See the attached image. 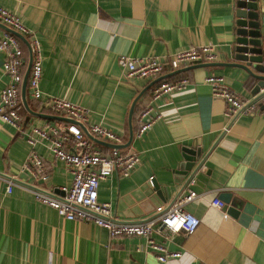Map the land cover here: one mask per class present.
<instances>
[{
  "label": "crops",
  "instance_id": "crops-1",
  "mask_svg": "<svg viewBox=\"0 0 264 264\" xmlns=\"http://www.w3.org/2000/svg\"><path fill=\"white\" fill-rule=\"evenodd\" d=\"M238 2L0 0L31 31L23 34L28 42L37 38L42 58L41 96L33 97L27 86L28 105L22 103L19 109L21 128L0 119V173L16 182L8 192L0 178V264H264V110L259 106L264 101L251 114L228 117L224 99L212 95L205 81L209 73L222 75L233 91L253 99L256 80L246 69L229 64L235 61ZM253 11L264 33V0H256ZM4 30L0 25V36ZM20 40L25 73L29 49ZM202 44L213 46L216 59L174 69L167 63L160 79L188 77L189 83L156 98L153 79L127 77L117 61L120 54L166 61L178 49ZM3 59L0 51V91L9 80ZM48 96L86 107L88 122L122 137L120 142L89 137L96 148L106 152L116 143L121 151L137 154L128 175L114 171L99 182L98 200L108 202L116 218L148 220L156 215L157 205L168 207L189 189L199 193L184 205L200 220L192 234L180 231L168 239L157 230L151 234L180 256L161 262L144 237H114L92 221L63 218L23 187L32 184L52 192L72 180L70 167L43 142L35 149L48 177L41 180L24 168L31 127L67 121L54 117L64 115L50 108ZM148 105L159 117L138 136L139 113ZM196 147L203 162L188 178L191 170L180 169L179 163L186 148ZM214 199L223 206L211 204Z\"/></svg>",
  "mask_w": 264,
  "mask_h": 264
},
{
  "label": "built area",
  "instance_id": "built-area-1",
  "mask_svg": "<svg viewBox=\"0 0 264 264\" xmlns=\"http://www.w3.org/2000/svg\"><path fill=\"white\" fill-rule=\"evenodd\" d=\"M0 22L24 35L31 32L15 12L1 5ZM29 44L33 57L27 86L31 95L38 98L41 96L39 82L42 74L40 45L36 37H32ZM0 51L4 54L3 69L9 77L7 84L0 91V119L20 129L19 109L22 106L20 87L26 58L20 38L12 31L4 30L0 36ZM216 56L212 45L202 44L178 49L172 52L166 61L153 56L138 57L129 54H120L117 61L124 69L125 76L152 80L161 75L167 63L174 69L185 63L213 61ZM205 81L209 83L212 95L224 99V113L228 117L251 114L257 111L258 101H264V95L258 100L245 99L229 87L222 75L209 73L205 76ZM188 83V77L159 79L152 87V98L183 89ZM47 103L52 110L74 121H54L42 126H32L26 135L31 150L24 168L41 180L48 177L44 161L35 149L38 143L43 142L56 158L70 167L72 180L69 185H59L57 191L52 192L42 190L36 185L26 184L23 187L31 191L38 201L56 209L63 218L92 221L105 227L114 237L129 235L144 237L148 249H151L161 262L180 256L179 250L167 249L164 242L156 241L151 234L155 230L160 231L165 239L180 231L185 235L192 234L200 220L193 212L186 210L184 205L196 198L199 193L189 189L168 207L157 205L156 215L148 220L128 221L116 218L111 213L110 204L98 200L99 182L114 171L128 175L138 161L137 154L134 151L123 152L116 146H112L106 152L96 148L84 128L94 136L113 142H120L122 137L100 123L88 122L89 109L86 107L60 96H48ZM158 117L159 114L151 113L150 105L142 109L139 113L140 125L136 135L139 136L146 131ZM0 178L6 183V191L10 192L16 184L15 178L5 173H0ZM152 178L153 176L149 177L150 184ZM193 181L191 179V182ZM211 204L220 207L223 206V201L214 199ZM197 264L206 263L199 261Z\"/></svg>",
  "mask_w": 264,
  "mask_h": 264
},
{
  "label": "water",
  "instance_id": "water-1",
  "mask_svg": "<svg viewBox=\"0 0 264 264\" xmlns=\"http://www.w3.org/2000/svg\"><path fill=\"white\" fill-rule=\"evenodd\" d=\"M256 9V0H239L237 15L238 19V27H237V35L235 38V45L232 51V57L235 61H231L229 64L240 66L246 69L249 74L256 80L253 84L251 93L253 96V100H258L260 97L264 95V33L261 32V28L259 25L255 24V19H257V14L253 10ZM5 29L12 31L19 38L24 40L29 49V58L28 65L26 71L24 73L22 83H21V100L24 106L27 107V97H26V88H27V80L30 72L31 62H32V49L28 40L24 37L20 32L10 28L9 26L0 22ZM208 63V62H207ZM178 71V70H177ZM162 78V76L153 79L150 83L153 84L157 80ZM261 88H263L261 90ZM138 98V97H137ZM137 98L133 101L132 107L130 109V115L132 114L134 105L136 103ZM260 108L264 110V102L259 104ZM55 118L74 121L72 118L66 116H54ZM86 134L93 138L96 141H101L93 134L86 131ZM132 133L130 132V137L128 142L131 141ZM112 146L118 147L119 144L111 143ZM185 154H183L184 160L179 163L180 169L191 170L190 178L194 172L200 167L203 162V157H201V149L196 148H186ZM32 185V184H30ZM34 186V185H32Z\"/></svg>",
  "mask_w": 264,
  "mask_h": 264
}]
</instances>
